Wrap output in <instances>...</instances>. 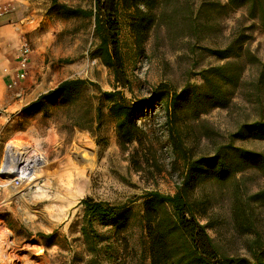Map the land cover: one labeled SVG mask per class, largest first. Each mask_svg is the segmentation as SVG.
<instances>
[{
	"label": "rangeland",
	"instance_id": "374dc122",
	"mask_svg": "<svg viewBox=\"0 0 264 264\" xmlns=\"http://www.w3.org/2000/svg\"><path fill=\"white\" fill-rule=\"evenodd\" d=\"M29 1L40 17L36 31L27 37L31 58L36 56L35 70L25 78L29 98L63 81L85 84L73 89L66 101H46L30 115L13 113L7 123L0 119V170L12 146L34 163L20 185L8 184L0 172V264H151L152 227L144 219L147 198L151 193L173 195L185 167L194 163H202L206 171L192 175L187 198L219 252L247 260L250 246L264 252L262 163L241 162L224 180L203 163L215 167L218 158L231 164L242 151L264 155V140L253 139L246 129L264 120V29L248 20L243 9L210 21L207 29L195 25L196 32L177 15L150 28L138 44L131 12L120 11L127 90L117 87L99 59L93 18L71 12L92 10L93 0ZM229 45L233 48L225 60L211 53ZM235 53L239 56L233 57ZM227 62L240 72L236 85L228 81L232 66L217 76L207 74ZM202 74L214 78L226 101L199 115L181 112L185 95L210 92ZM159 84L180 96L173 108L176 148L165 109L150 101ZM115 88L140 108L134 114L138 138L122 148L102 96ZM87 197L124 208L125 225L116 229L92 220L89 229L79 204ZM149 210L154 226L161 221L172 226L169 210L163 217ZM83 226L88 240L81 233ZM174 242V258H179L181 246Z\"/></svg>",
	"mask_w": 264,
	"mask_h": 264
},
{
	"label": "trees",
	"instance_id": "16d2710c",
	"mask_svg": "<svg viewBox=\"0 0 264 264\" xmlns=\"http://www.w3.org/2000/svg\"><path fill=\"white\" fill-rule=\"evenodd\" d=\"M192 0H93V9L88 12L76 9L71 11L74 15L84 14L93 18L94 33L99 39L98 50L99 59L103 65L108 67L115 80L117 87L129 89L128 81L124 69L123 61L120 54L119 42V22L120 11L131 12V31L135 36L138 44L142 42L145 36L150 32V28L159 27L165 20H173L180 15L181 20L188 25L207 29L210 21L223 17L229 11L243 9L248 20L255 22L261 29H264V0H199L198 4ZM198 22V24H196ZM239 42H236L238 44ZM238 46H236L237 48ZM233 46L229 45L223 50H211V53L220 60L227 59ZM240 48L238 47V50ZM239 54H233L238 57ZM232 66L229 70L228 81L234 85L239 81V73L234 70L232 63L227 62L219 67L210 68L207 74H215ZM203 75V81L210 85V92L207 94L192 95L189 98L185 95L181 112L196 113V115L206 113L208 106L218 107L223 104L226 98L225 94L214 84V78ZM85 84L82 80L63 81L55 89L40 95L34 102L30 103L21 113L30 115L37 112L40 106L46 101H66L71 96V92L79 85ZM94 85V84H92ZM185 90L183 94H186ZM164 84H159L151 93L150 101H155L165 109L166 123L171 127V141L174 148L177 147L174 139L175 114L174 105L180 96L169 94ZM103 98L109 106V112L114 119L118 145L122 148L127 144L136 142L139 129L134 122V114L140 109L135 107L124 95L123 91L115 88L113 91L103 92ZM192 109V110H191ZM99 111V110H98ZM191 111V112H190ZM198 113V114H197ZM248 135L253 139L264 140V120L254 122L246 126ZM178 135V134H177ZM179 139V138H177ZM239 160V161H238ZM238 160L234 163L225 162V159H216L215 167L209 162L205 168H211L217 179L224 180L229 174H234L236 167L241 162L262 163L261 168L264 170V155L242 151ZM202 163H194L185 167L184 178L180 186L176 187L173 195L164 196L158 193H151L146 202V211L144 219L152 227L151 245H150V262L151 264H264V252L258 245L250 246L251 258L249 260L242 258L227 257L222 255L214 244L213 239L209 236L206 226L202 224L194 215L192 204L187 198V185L192 175L200 176L203 170ZM83 208L84 218L87 227L92 229V220L105 223L107 226L119 229L127 221V211L124 208L118 209L109 203L97 202L87 197L80 201ZM154 205V206H151ZM161 212V216H166V211L171 212L170 221L172 226H167L161 221L154 226L155 217L149 210ZM81 233L88 240L86 226L81 229ZM176 241L181 246V256L174 255V244ZM258 250H254L255 248ZM157 249V251H156ZM156 251V253H155Z\"/></svg>",
	"mask_w": 264,
	"mask_h": 264
},
{
	"label": "crops",
	"instance_id": "0c3cea01",
	"mask_svg": "<svg viewBox=\"0 0 264 264\" xmlns=\"http://www.w3.org/2000/svg\"><path fill=\"white\" fill-rule=\"evenodd\" d=\"M39 18L29 0H0V119L4 123L9 121L13 113H20L40 96L37 94L29 98L27 79L7 88V84L16 77V56L20 40L36 31ZM35 59L34 55L29 66V76L35 70Z\"/></svg>",
	"mask_w": 264,
	"mask_h": 264
},
{
	"label": "bare ground",
	"instance_id": "6f19581e",
	"mask_svg": "<svg viewBox=\"0 0 264 264\" xmlns=\"http://www.w3.org/2000/svg\"><path fill=\"white\" fill-rule=\"evenodd\" d=\"M23 153L16 151L13 146L7 151V154L1 165L0 172L3 173V176L7 178L6 182H8V184L17 182L16 184L20 185L21 182L28 176L27 172L29 171V168L34 166V163L32 164V161L29 158L27 159ZM43 163L45 164V161ZM53 171L54 170H52V172Z\"/></svg>",
	"mask_w": 264,
	"mask_h": 264
},
{
	"label": "built area",
	"instance_id": "2783aa9c",
	"mask_svg": "<svg viewBox=\"0 0 264 264\" xmlns=\"http://www.w3.org/2000/svg\"><path fill=\"white\" fill-rule=\"evenodd\" d=\"M32 45L26 36L20 40L19 50L16 56V77L14 81L7 84V88H12L16 83L25 80L28 75L32 55Z\"/></svg>",
	"mask_w": 264,
	"mask_h": 264
}]
</instances>
